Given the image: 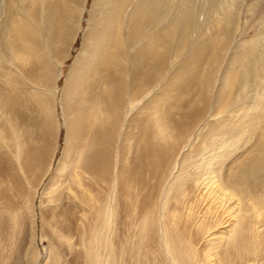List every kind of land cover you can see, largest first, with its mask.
<instances>
[{"label": "bare ground", "instance_id": "obj_1", "mask_svg": "<svg viewBox=\"0 0 264 264\" xmlns=\"http://www.w3.org/2000/svg\"><path fill=\"white\" fill-rule=\"evenodd\" d=\"M53 3L0 0V264H264V33L165 108L160 45L172 36L182 50L199 13L137 41L127 64L126 15L152 12L161 27L172 3ZM207 31L198 55L213 50ZM9 36L22 50L4 49Z\"/></svg>", "mask_w": 264, "mask_h": 264}, {"label": "rangeland", "instance_id": "obj_2", "mask_svg": "<svg viewBox=\"0 0 264 264\" xmlns=\"http://www.w3.org/2000/svg\"><path fill=\"white\" fill-rule=\"evenodd\" d=\"M60 1L52 0V3L54 2L53 4H56L57 2L59 3ZM92 2L93 0H88L87 3L88 8H90ZM168 2L170 3V5L171 3L174 5V6L171 5L172 6V12L170 14L171 17H169L168 20L165 21L161 27L160 24L159 26H157L159 23L157 21L158 20L157 16L152 12L148 11L142 15L141 13L136 14L135 16L136 19L135 17H133L135 21L132 20V22H134L133 25L129 24V22L131 23V20L129 18V13H128V15H126L127 17L124 18L125 20L123 19L124 23L122 25V30H121V44H122L121 49L124 50L126 53L127 56L126 63L130 64L132 58L131 56L134 55V53L135 54L139 53L140 51L139 49L142 46H144L145 42L152 39V37L156 36L159 32H161L163 30L162 27L164 26L167 27L166 24L169 23V21H173V18H176L177 16V19L179 20V22H181V18L179 17H185V19L189 18L190 21V19H193L194 13L200 14V21L199 20L197 21L195 26L196 29L194 28L193 30V28L190 25L188 26L187 30L190 31H188L187 36H185V39L188 40L184 44L183 47L184 50L183 49L176 50L177 47L174 45L175 40L172 36L168 37L169 41L167 40L168 38L164 39L163 43H161L162 45H160L162 47L160 48L161 54L159 55V57L162 60L164 70L168 71L167 72L168 75L164 74V81L163 83L160 84L159 90H157L156 96L154 97L157 101H160V103H162L163 106H165V108L179 105V102L177 100H179L180 95L178 94V92L181 91L180 93L182 94L185 93L183 91V86L184 84L186 85V82H189L191 80L203 82L204 79H197L195 78V76L196 77L204 76L205 78L207 67L212 65L214 59H217L220 56H225L226 59L227 56L232 51L230 50V47H233V45H235L236 43H240L243 40L245 41L246 39H249L259 31L264 33L263 32L264 26L262 25L264 22V0H168ZM178 8H180L181 11ZM229 9L230 11H228ZM226 11L230 14L226 15ZM84 16L85 18L88 17L86 13ZM136 21L137 24H135ZM139 22H141L142 24H140ZM82 24L84 25V27L86 26L85 21H83ZM30 25H32L33 27V22H31ZM127 25L129 27H127ZM18 29L22 30L23 28L18 26ZM126 29L128 30V32ZM36 30L37 29H35V31L33 32V35L37 37L38 33L36 32ZM206 31L208 35L214 34V39H212L214 44V46L212 47L213 50H209V54H207L206 56L198 55L197 51L194 52V50H197L196 41ZM126 32L128 34H126ZM125 35H127L128 37ZM171 37L173 39L172 41L170 39ZM6 39L8 41H6ZM81 40L82 38L80 35L75 44L77 48L80 47ZM137 41H139V44L141 43L140 44L141 47H138L139 44L137 47L135 46V43ZM15 43H17L15 37H11V36L5 37V40L3 42V47L5 50H10L11 47H16L22 50L21 46L19 45L14 46ZM133 46H135L136 48ZM133 48L135 50H133ZM225 48H227L228 50H225ZM255 49H256L255 51H257L256 55L259 53V55L261 56L260 60L257 63L258 66L257 75H261L260 77L262 78L263 73L261 72L262 70L261 67L264 62V56H263L264 40L259 45L257 44ZM23 50H25V48H23ZM75 52L76 50H73L72 54L74 55ZM149 52H151V50H149ZM158 52L159 50L157 51V53ZM175 55H178V57L175 60H172L171 58H173ZM69 59L67 65L63 68L64 76L66 75L67 71L70 68V65L72 64V57H70ZM254 60H257V56L255 55H254ZM169 79H171L172 81L174 80V82L175 81L176 82L175 83L173 82L172 84H169L166 87L165 83ZM59 83L61 86L62 80ZM202 86L203 85H200L199 88ZM231 92L233 93V98H235V96L238 93L237 85L231 88ZM214 93L215 91H213V93L210 94V102L214 100ZM238 107L239 105L237 104L233 110H236ZM60 121L62 122V120ZM263 124H264V120H263ZM263 124L259 128L260 130L258 131V133L262 132L261 130L263 128V134H264ZM64 135H65V130L64 128H61L59 134V149H62V147L64 146V137H63ZM38 226H40L39 219H38ZM37 234H38L37 242L39 244L40 250L43 252L44 241L40 240L39 237L40 229H38Z\"/></svg>", "mask_w": 264, "mask_h": 264}]
</instances>
